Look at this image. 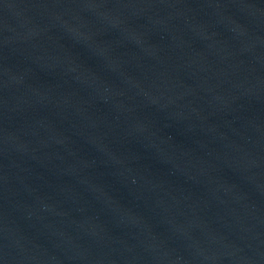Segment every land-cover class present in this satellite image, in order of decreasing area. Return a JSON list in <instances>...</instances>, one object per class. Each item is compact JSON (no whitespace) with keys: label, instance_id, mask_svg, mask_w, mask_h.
I'll return each mask as SVG.
<instances>
[{"label":"water","instance_id":"obj_1","mask_svg":"<svg viewBox=\"0 0 264 264\" xmlns=\"http://www.w3.org/2000/svg\"><path fill=\"white\" fill-rule=\"evenodd\" d=\"M0 264H264V0H0Z\"/></svg>","mask_w":264,"mask_h":264}]
</instances>
